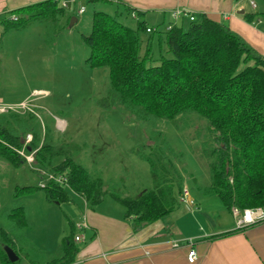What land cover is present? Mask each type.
Masks as SVG:
<instances>
[{
	"label": "trees",
	"instance_id": "16d2710c",
	"mask_svg": "<svg viewBox=\"0 0 264 264\" xmlns=\"http://www.w3.org/2000/svg\"><path fill=\"white\" fill-rule=\"evenodd\" d=\"M61 3L47 0L14 10L0 19V26L7 33L49 17H65ZM133 13L128 10L129 15ZM259 16L264 18V13L248 19ZM71 20L68 16V22ZM188 21V29L174 26L147 33L145 22L132 28L105 11L95 12L92 32L83 36V41L90 50L88 66L108 74L109 89L100 106L106 110L123 107L139 121L154 119L175 126L188 113L199 116L213 141L212 149L206 151L211 158V184L204 193L217 196L228 210L264 208V57L222 21L205 15ZM142 33L149 34V41L155 34L164 35L172 57L154 59L150 44L142 52ZM33 133V140L25 146L27 131L17 134L0 125V158L19 167L25 160L17 151L36 152L32 169L45 183L44 187L17 189L16 198L41 190L49 203L61 205L73 201L71 191L94 211L110 195L125 208V218L131 220L135 231L165 221L174 213L175 191H182V180L176 177L173 163L168 168L164 164L166 156L160 148L164 141L158 146L150 140L147 155L136 151L149 165L153 186L132 197L120 195L119 190L109 192L100 176L75 160L83 147L49 140L47 131L41 144L40 136ZM49 175L65 176L66 184L48 180ZM8 217L22 228L29 225L25 207L12 210ZM71 230L61 256L52 264L76 263L80 250L74 241L73 222ZM0 237L4 244L11 242L4 230ZM18 262L8 259L4 264Z\"/></svg>",
	"mask_w": 264,
	"mask_h": 264
},
{
	"label": "rangeland",
	"instance_id": "374dc122",
	"mask_svg": "<svg viewBox=\"0 0 264 264\" xmlns=\"http://www.w3.org/2000/svg\"><path fill=\"white\" fill-rule=\"evenodd\" d=\"M61 1L68 3L65 17H49L7 33L0 26V106L28 103V109L0 113V125L17 134L27 131L33 136L36 132L41 144L47 131L49 140L83 147L75 154V160L92 175L100 176L109 192L119 190L120 195L132 197L153 186L149 165L136 151L143 150L147 155L151 141L158 146L164 141L160 147L166 156L164 164L168 168L173 163L176 177L182 180L180 188L202 199L212 219L217 220L218 211L224 206L217 196L204 193L211 184V158L206 151L213 147L204 120L188 113L175 126L154 119L139 121L123 107L106 110L100 106L109 89L108 74L88 66L90 50L83 36L91 34L97 11H105L132 28L137 27L139 15H129V7L121 0H78L76 6L73 0ZM82 7L86 10L84 15L78 13ZM68 16L78 21L73 27ZM189 23L173 22L172 27L188 29ZM141 37L142 52L150 44L154 59L172 57L164 35L155 34L151 41L145 33ZM17 154L25 160L19 167L0 158V232L6 231L11 238V242L4 244L0 237V264L8 260L6 247L18 256V264H52L61 256L64 240L71 236V222H76L78 207H83L84 199L70 191L72 204H52L41 190L16 198L17 189L45 186L32 169L36 152L31 153L32 164L26 160L31 154L24 149ZM178 192L177 189L175 194L180 196ZM176 195L177 205L170 218L193 216L196 208L190 212ZM104 201L107 207L119 204L110 195ZM18 207L26 209V228L8 217Z\"/></svg>",
	"mask_w": 264,
	"mask_h": 264
},
{
	"label": "crops",
	"instance_id": "0c3cea01",
	"mask_svg": "<svg viewBox=\"0 0 264 264\" xmlns=\"http://www.w3.org/2000/svg\"><path fill=\"white\" fill-rule=\"evenodd\" d=\"M44 1L47 0H0V19L14 10ZM77 3L75 0L74 6ZM120 3L134 11L136 18L139 15L138 22L160 32L172 27L173 22L183 24L188 20H175L172 12L177 9L222 21L264 57V18L248 19L264 13L262 0H121ZM85 13L86 10L82 15ZM191 196L196 204L194 215H187L191 218H168L139 231L125 218V208L117 206L120 204L107 207L103 201L93 211L83 200L73 223L76 228L85 221L88 229L84 232L85 242L75 243L80 250L75 264H190L189 243L198 256L196 264H264V223L239 230L231 210L223 204L215 220L203 200Z\"/></svg>",
	"mask_w": 264,
	"mask_h": 264
},
{
	"label": "built area",
	"instance_id": "2783aa9c",
	"mask_svg": "<svg viewBox=\"0 0 264 264\" xmlns=\"http://www.w3.org/2000/svg\"><path fill=\"white\" fill-rule=\"evenodd\" d=\"M75 0H73L74 2ZM62 7L66 9L68 7L67 1H62ZM85 12L84 8H81L79 10V14L82 15ZM135 17V14L133 15ZM172 17L175 20H178L180 18L189 19L190 21H194L196 19V14L182 9H177L172 12ZM171 27H169L167 30H170ZM156 31L155 29L148 28L147 33H151ZM28 103H22L19 106L16 107H7V106H0V113L4 114L10 111H16V110H22V109H28L27 108ZM33 140V136L31 134H28L25 140V146L31 143ZM27 162L32 164L34 162V155L31 154L30 156L26 157ZM48 180L56 181L57 183L66 184V177L65 176H55V175H49ZM42 183V182H41ZM41 187H44V184H40ZM179 202L183 203L190 212L195 209L196 204L195 200L192 198L191 194L187 190H182L179 196ZM231 212L235 218L236 221V227L239 230H244L248 227L254 226L259 223H264V208H248L241 210L239 208L233 207L231 209ZM76 229L78 233L74 237V241L76 244H80L85 242V234L84 232L88 229L87 222H81L78 223L76 226ZM189 248H191V251L188 253V262L190 264H196L198 260V256L196 254L195 249L193 248V245L189 243Z\"/></svg>",
	"mask_w": 264,
	"mask_h": 264
},
{
	"label": "water",
	"instance_id": "95a60500",
	"mask_svg": "<svg viewBox=\"0 0 264 264\" xmlns=\"http://www.w3.org/2000/svg\"><path fill=\"white\" fill-rule=\"evenodd\" d=\"M242 13H244V12H242ZM76 22H77V19L72 18V20H71V22H70V27H73L74 24H75ZM57 204H58V203H57ZM5 252H6L7 256H8V259H9L12 263H15V262H17V261L19 260L18 256L15 254V252H14L11 248L6 247V248H5Z\"/></svg>",
	"mask_w": 264,
	"mask_h": 264
},
{
	"label": "bare ground",
	"instance_id": "6f19581e",
	"mask_svg": "<svg viewBox=\"0 0 264 264\" xmlns=\"http://www.w3.org/2000/svg\"><path fill=\"white\" fill-rule=\"evenodd\" d=\"M59 124H61V127H63V126H64V124H63V122H62V121H60V122H59Z\"/></svg>",
	"mask_w": 264,
	"mask_h": 264
}]
</instances>
